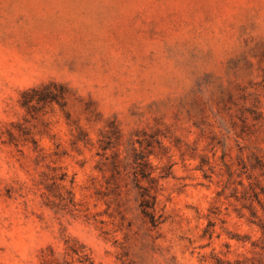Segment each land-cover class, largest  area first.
Instances as JSON below:
<instances>
[{
	"label": "rangeland",
	"instance_id": "rangeland-1",
	"mask_svg": "<svg viewBox=\"0 0 264 264\" xmlns=\"http://www.w3.org/2000/svg\"><path fill=\"white\" fill-rule=\"evenodd\" d=\"M0 264H264V0H0Z\"/></svg>",
	"mask_w": 264,
	"mask_h": 264
},
{
	"label": "trees",
	"instance_id": "trees-1",
	"mask_svg": "<svg viewBox=\"0 0 264 264\" xmlns=\"http://www.w3.org/2000/svg\"><path fill=\"white\" fill-rule=\"evenodd\" d=\"M141 207H142L144 215L150 219L153 226H156V220L154 216L152 215V213L150 212L152 206L149 200L143 199Z\"/></svg>",
	"mask_w": 264,
	"mask_h": 264
}]
</instances>
